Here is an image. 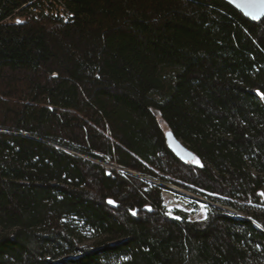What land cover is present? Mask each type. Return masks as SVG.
Segmentation results:
<instances>
[{
  "label": "trees",
  "instance_id": "1",
  "mask_svg": "<svg viewBox=\"0 0 264 264\" xmlns=\"http://www.w3.org/2000/svg\"><path fill=\"white\" fill-rule=\"evenodd\" d=\"M145 176L208 200L206 218L169 215ZM261 193L264 17L0 0V264H264Z\"/></svg>",
  "mask_w": 264,
  "mask_h": 264
},
{
  "label": "rangeland",
  "instance_id": "2",
  "mask_svg": "<svg viewBox=\"0 0 264 264\" xmlns=\"http://www.w3.org/2000/svg\"><path fill=\"white\" fill-rule=\"evenodd\" d=\"M165 130L167 127L164 126ZM68 150V149H67ZM70 151V150H69ZM106 168L114 169L115 171H121V167H119L115 162L109 160H95ZM128 173V172H126ZM129 173L134 174L137 172L130 170ZM145 179L162 185V196L164 199V204L166 206L167 212L169 215H175V210H182L189 214V218L192 220H204L208 211L209 201L204 199L203 197L197 196L195 193L190 192L168 180H163L160 178L153 179L149 176H145ZM217 205V204H216ZM218 206H220L218 204ZM224 209L230 213H238L231 207H224Z\"/></svg>",
  "mask_w": 264,
  "mask_h": 264
},
{
  "label": "water",
  "instance_id": "3",
  "mask_svg": "<svg viewBox=\"0 0 264 264\" xmlns=\"http://www.w3.org/2000/svg\"><path fill=\"white\" fill-rule=\"evenodd\" d=\"M242 16L252 21L264 17V0H224ZM170 149L182 160L192 162L195 154L169 129L165 132Z\"/></svg>",
  "mask_w": 264,
  "mask_h": 264
},
{
  "label": "built area",
  "instance_id": "4",
  "mask_svg": "<svg viewBox=\"0 0 264 264\" xmlns=\"http://www.w3.org/2000/svg\"><path fill=\"white\" fill-rule=\"evenodd\" d=\"M118 165V164H117ZM119 167H121V171H117V172H119V173H121V174H125L126 172H129L130 170H128V169H125L124 167H122V166H120V165H118Z\"/></svg>",
  "mask_w": 264,
  "mask_h": 264
},
{
  "label": "snow or ice",
  "instance_id": "5",
  "mask_svg": "<svg viewBox=\"0 0 264 264\" xmlns=\"http://www.w3.org/2000/svg\"><path fill=\"white\" fill-rule=\"evenodd\" d=\"M18 22H20V21H18ZM197 163H199V161H197ZM261 195H264V193H261ZM112 201H110V203H111Z\"/></svg>",
  "mask_w": 264,
  "mask_h": 264
},
{
  "label": "bare ground",
  "instance_id": "6",
  "mask_svg": "<svg viewBox=\"0 0 264 264\" xmlns=\"http://www.w3.org/2000/svg\"><path fill=\"white\" fill-rule=\"evenodd\" d=\"M129 170V169H128Z\"/></svg>",
  "mask_w": 264,
  "mask_h": 264
}]
</instances>
